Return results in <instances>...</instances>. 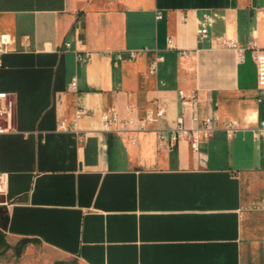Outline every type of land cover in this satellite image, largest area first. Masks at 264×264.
Returning <instances> with one entry per match:
<instances>
[{"label":"crops","instance_id":"1","mask_svg":"<svg viewBox=\"0 0 264 264\" xmlns=\"http://www.w3.org/2000/svg\"><path fill=\"white\" fill-rule=\"evenodd\" d=\"M252 43L264 47V0H0V93L15 99L0 133L6 237L79 264H244L264 141L224 125L264 119ZM125 51L138 55L117 61ZM214 112L199 152L170 141L180 117L191 129Z\"/></svg>","mask_w":264,"mask_h":264},{"label":"built area","instance_id":"2","mask_svg":"<svg viewBox=\"0 0 264 264\" xmlns=\"http://www.w3.org/2000/svg\"><path fill=\"white\" fill-rule=\"evenodd\" d=\"M162 15L159 14L158 18H161ZM208 29L206 26L198 30V34L201 38L207 36ZM9 34H4L1 37V46H5L10 42ZM171 40H169V43ZM223 44L226 47L233 48L238 51L240 61L244 60V51L245 48L238 47L237 44L231 40H224ZM69 46V44H67ZM254 58L257 64L258 71V84L260 87L264 88V47L259 48L255 43H252L250 46ZM138 52L136 51H125L119 52L116 54V60L122 61L126 59L136 58ZM79 61L89 62L91 60V54L87 53L85 55L78 54L77 56ZM162 58L154 62L151 72H155L157 67V62L161 61ZM76 87V80L74 79L71 82V88ZM180 96L182 97V102L184 105H188L190 102L196 100V92L192 91L190 95L186 96L183 91H180ZM14 110H15V99L11 96H8L7 93H0V133L11 132L14 130ZM84 113V110L78 112V116ZM164 113L162 108L158 109V116H161ZM103 121L106 125H110L118 121L116 112H107L102 115ZM193 119L197 120V114L194 113ZM146 121L153 120L151 112H147ZM220 126L219 115L214 112L212 115L205 118L203 125L201 127L187 129L184 126V119L180 117L178 119V126L171 132L170 141L177 142L182 138H187L190 141L192 150L194 152H199L200 146L203 142L210 139L218 130ZM60 127L66 129V122L63 120ZM224 128L226 130L227 136L232 137L236 132L242 129H251L257 139L264 141V119H258L255 116V113H252L247 116L246 120L241 123L237 120H230L225 123ZM162 140L166 139L165 135L161 136ZM9 187V176L6 173L0 172V193L8 190Z\"/></svg>","mask_w":264,"mask_h":264},{"label":"rangeland","instance_id":"3","mask_svg":"<svg viewBox=\"0 0 264 264\" xmlns=\"http://www.w3.org/2000/svg\"><path fill=\"white\" fill-rule=\"evenodd\" d=\"M256 182V181H255ZM247 182L245 207L250 211L245 219L244 264H264V181ZM256 187H254V186ZM0 264H79L73 259H56L49 252L21 247L8 239L0 229Z\"/></svg>","mask_w":264,"mask_h":264},{"label":"water","instance_id":"4","mask_svg":"<svg viewBox=\"0 0 264 264\" xmlns=\"http://www.w3.org/2000/svg\"><path fill=\"white\" fill-rule=\"evenodd\" d=\"M4 221H6V218H4L3 220L0 219V226L3 224Z\"/></svg>","mask_w":264,"mask_h":264}]
</instances>
